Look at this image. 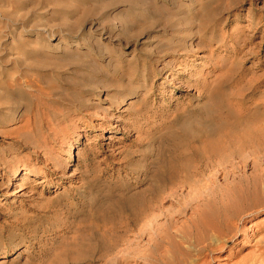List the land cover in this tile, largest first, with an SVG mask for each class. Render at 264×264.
Listing matches in <instances>:
<instances>
[{
    "label": "rangeland",
    "instance_id": "obj_1",
    "mask_svg": "<svg viewBox=\"0 0 264 264\" xmlns=\"http://www.w3.org/2000/svg\"><path fill=\"white\" fill-rule=\"evenodd\" d=\"M55 1L28 20L30 41L43 20L70 43L50 38L41 55H76L79 64L45 69L33 63L40 53L32 49L26 67L17 59L24 51L8 46L0 54L10 57L0 63V82L19 89L0 104V264H250L251 250L264 239V214L248 218L238 233L233 220L220 231L205 229L202 216L218 211L228 193L227 180L214 178L212 162L200 155L212 140L204 133L213 129L204 112L209 92L227 103L236 91L228 72L242 76L241 87L253 82L247 98L264 100V0ZM85 8L96 12L79 21ZM185 20L192 33L177 38L192 51L172 60L171 80L159 75L152 89L147 81L145 95L137 88L150 68L144 58L170 38L164 25ZM88 32L102 34L103 58L94 55L91 38L85 41ZM89 84L101 88L83 93ZM120 85L141 95L133 98ZM76 99L86 101L82 108ZM244 171L253 175L251 165Z\"/></svg>",
    "mask_w": 264,
    "mask_h": 264
},
{
    "label": "bare ground",
    "instance_id": "obj_2",
    "mask_svg": "<svg viewBox=\"0 0 264 264\" xmlns=\"http://www.w3.org/2000/svg\"><path fill=\"white\" fill-rule=\"evenodd\" d=\"M55 2H57V0ZM59 5H60V3H59ZM46 7H47V0H0V17L1 16L4 17L6 19V21L8 22V24L2 23V21L0 19V54H1L2 49H7L8 46L14 47V49H16L17 52H18V50H22V51H24L23 55L20 57L19 54H17L18 56L17 55L16 56H17V59L18 60L20 59V61L23 63V65L27 67L31 63V59L28 56H25V53H28L27 52L28 50L36 49V50H38V53H40V52L43 53V51H44L43 47L45 46V44H46V47H48L49 43H50L49 39L54 38V37H55V40L59 43H62V42H66L67 44L70 43L59 35H58L59 38H56V36H55L56 32H54L52 30H46L45 25L40 24L41 21H43V20H40V22L36 21V27L35 28H36L37 32L35 34V39H34L35 44L30 41V36L28 35V33L32 31L31 30L32 26L30 24L32 21H28V20L33 18V17L34 18L36 17V19H37L38 16L44 15V13L46 12ZM92 9H95V8H92ZM93 11L91 9H88V8L83 9V11L80 10L79 13L76 11V13H78V15H80L79 21L83 20L84 17L91 14ZM95 12H96V10H95ZM95 12H93V13H95ZM76 13H75V15H76ZM19 17H21V19H19ZM76 17H77V15H76ZM21 20H23V21H21ZM75 21H76V19H75ZM9 22H12V24L9 25ZM26 22H29V23L27 24ZM33 22L35 23V21H33ZM166 22H167V20H166ZM78 24H75V26ZM191 25H192V23L190 21L185 20L184 23H181V22H179V23L177 22L176 24L171 23V24L164 25L162 27L163 31L165 33L168 32L170 38H168L165 41V43L161 44L160 47L159 46L156 47V50L154 49L153 50L154 52H151V54L149 55V57H147V59L144 58V61H146V62L148 61L150 68L147 70L148 71L147 73L142 72L143 73V75H141L142 80H139L137 82V84H138L137 88L141 87L139 89H143V87L146 86L147 81L151 80L152 83H151L150 87L152 89L153 82L155 80H157L156 77L159 75H162L164 77V80H168L170 78L172 79L173 75L175 74L173 72V69L175 68V66H174L172 60L174 58H181V59L187 58L189 55V50L192 51V49H193V48L189 49V47H188V49H189L188 50L186 48L187 45L184 47L181 44L182 43L181 40H179L177 38V37H180L179 35H182L183 38L190 37V35L192 33V31L190 32V26ZM71 26L72 25H70V27ZM18 28H19V30H17ZM166 29H169V30H166ZM6 30H8V32ZM72 30L73 29H68L67 32L70 34L71 33L73 34L74 30L73 31ZM128 30L132 32L134 29L132 28L131 25L130 26L128 25L127 30L125 28V31H128ZM114 34H115L114 31L112 33H109L107 35L108 38H106V39L109 40V39L113 38ZM5 36H8V38H10L9 43H6V44L3 43L4 42L3 39ZM83 37H86L87 40H85V41H88V44L90 43L88 38L92 39V43H90V45H92V47H94L96 45L98 46V48L95 49L96 52H94V55L96 54L99 58H103L104 53L106 52L107 48L102 43V34H100L98 36H94V35H92V33L88 32L87 35L86 36L84 35ZM34 45L35 46L37 45V48H34ZM83 45H85V43H83ZM53 47L58 49V50L59 49H61V50L65 49L64 47L62 48L59 44H55V43L53 44ZM50 49H53V48L51 47ZM92 50L93 49H91V47L90 48L87 47L85 53L88 54ZM66 53H68V52H66ZM65 56L66 55H64L63 57H65ZM63 57H61V58H63ZM4 58H6V57H4ZM4 58L0 59V63L2 61L8 62L10 60L9 59L10 57L6 58V60ZM53 58L54 59H52V60L50 58H44L40 53L34 59L33 63H36V65H38V66L43 65V66H45V69H46L48 65H54V66L58 65V67H60L59 64L60 63L63 64V63H65V61L70 62V63L79 64V61H81V59H82L80 57L77 58L76 55H74L73 57H70V58L65 57L63 59H60L58 56H55ZM108 61L109 62L107 64H109L112 61V56H110V54L108 56ZM141 61H143V59ZM21 62H20V65H21ZM128 64H130V63H128ZM158 66H161V68L157 69ZM232 66H235V65H232ZM233 68L235 69L236 66ZM42 69H44V68H42ZM143 69L145 71V65H144ZM239 69L236 68V70H238V71H239ZM108 70H110V69H108ZM230 70H233V69H230ZM114 72H115V70H114ZM232 73H233V76H232ZM232 73H230V72L227 73L228 76L230 75V77H227V74H225L227 79L231 78V80H233V84H234L235 90H236L235 93L231 92L232 93V95L230 94L231 96L228 93V95L230 96L229 102L226 103L224 101H216L215 99H217L219 96L217 98H215L214 97L215 95L213 96L209 91H207L210 94L209 97L206 99L207 102H209V103H206L207 105L205 107L204 112H205L206 118L210 122H212L211 124L213 126L212 127L213 129H212V131H208L209 128L211 127V125H209L210 127L208 128L207 132H204V133H206V135H207V133L210 134L212 140L207 139L208 143H209V141H211L210 146H209L210 148L208 147L209 150L205 149V151L201 152L202 154L200 153L201 155L199 153L198 154L200 155V161L203 162L204 160H201V159L204 158L207 161L212 162V165L210 164V171H212L211 175H213L214 178L217 176H219V177L221 176V177H223L224 180H227V182H228V183L227 182L224 183V184H226V186H225L226 188H224V189H227L228 192L226 191V194L228 193V195L225 196V199H224L225 201L222 203V206H220L221 208L217 209L218 211H216V212L214 211L215 214L213 213L210 217L205 216L204 221H203V216H202V220H201L202 225H204L206 227L205 229H212L213 231L216 232L218 230L220 231V228L222 226L228 225V223L233 220V221H236L235 224H236L237 233H238L239 231H241L242 225H244L248 221V218L253 220L255 218V216H257L258 214L259 215L264 214V100L262 99L263 96L261 98L262 99L261 101H260V99H253L254 95L247 98L246 96H249V94L252 92V89H253L252 86L253 85H250V84L253 82H250L248 80V82H250V84L246 81L248 84L241 87L242 76L240 74H237L236 71H234ZM98 74H100V73H98ZM101 74H103V76H105L106 72L102 71ZM124 75H125V73H124ZM128 75L130 76V74H128ZM120 76H122V75H120ZM222 76H224V75L222 74ZM224 77H222V78H224ZM121 80L123 81V78ZM229 81H230V79H229ZM116 82H117V80H116ZM140 82H142L143 84H141ZM112 83L113 82H111V84ZM118 83H119V81H118ZM202 83H204V82H202ZM227 83H229V82L227 81ZM29 87L30 86H28V88ZM100 88H101L100 85H90L89 84L86 86H82L81 91L83 93H86V89H90V90H93V92H95V91L97 92V90H99ZM120 88L122 89L123 92L126 91L127 94L129 96H132L133 98L141 95V93L139 94V90H137V88H135V87H133V89H132L130 87L128 88V86L120 85ZM151 89L147 90L144 88L143 90L145 92V95H147ZM52 90L54 91L56 89H52ZM231 90H234V89L231 88ZM213 91H211V92H213ZM215 91H217V90H215ZM16 93H19V89L16 88V85L8 84L4 81L0 82V104L2 102L1 100H4V103L2 102V104L5 105L6 104L5 100L8 101L9 98L12 99L11 97H13ZM225 94H227V92ZM225 94H221V95H225ZM56 97H58V96H56ZM213 97L215 99H213ZM220 97L223 98V96H220ZM259 97H260V95H259ZM221 98H220V100H221ZM255 100H259V102L255 101ZM76 101H77V99H76ZM84 101L85 100H83V99H81V100L79 99L77 101L79 103L80 108H82L83 104H85L86 101L85 102ZM10 102H11V100L9 101V103ZM36 103H38V102H36ZM2 104H1V106H2ZM36 106H38V105L36 104ZM204 106H205V104H204ZM25 108H26V112H28V110L30 111V108L29 109H28V107H25ZM31 110H32V108H31ZM203 119H205V116ZM200 128H202V127H200ZM204 128H205V126H204ZM187 131H188V129H187ZM199 131H200V134L203 135V132L201 130H198V133H199ZM188 132H186V133H188ZM184 134H183V137H184ZM200 134L198 136H200ZM188 135H190V134H188ZM205 136H203V137H205ZM191 137H192V135H191ZM203 137H201V138H203ZM195 138L193 136V139H195ZM213 163L215 165H213ZM175 164H176V166L178 165V163H175ZM183 165H186V164L184 163ZM248 165H251V167L253 169V175H248V176L245 175L244 169ZM172 166H174V164ZM191 167H192V165H191ZM204 167L208 168L207 164ZM182 168L185 170L184 166ZM176 169H178V168L174 166L173 168H171V172L177 171ZM179 170H178V172H179ZM180 171L184 172L183 170H180ZM182 172H180V173H182ZM185 172H187V170H185ZM188 172H189V170H188ZM188 172H187V174H188ZM174 173H177V172H174ZM184 176H186V174ZM188 177H189V175H188ZM21 178L24 179L25 176L22 175L19 177V179H21ZM173 178H174L173 174H170V176L168 177L169 182H171V183L174 182L175 178H174V180H173ZM135 224H136V222H135ZM240 226H241V229H240ZM228 243H229V239L227 238L225 245ZM253 249L254 250H251V251H253L252 252L253 259L251 257L252 261H250L251 262L250 264H264V259H263V257H264V239L258 241V243H256V245L254 246Z\"/></svg>",
    "mask_w": 264,
    "mask_h": 264
}]
</instances>
